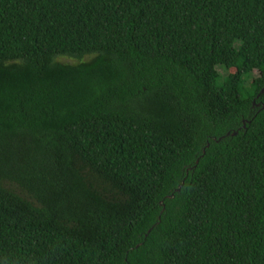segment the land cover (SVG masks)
<instances>
[{
	"label": "trees",
	"instance_id": "obj_1",
	"mask_svg": "<svg viewBox=\"0 0 264 264\" xmlns=\"http://www.w3.org/2000/svg\"><path fill=\"white\" fill-rule=\"evenodd\" d=\"M0 264H264V0H0Z\"/></svg>",
	"mask_w": 264,
	"mask_h": 264
},
{
	"label": "rangeland",
	"instance_id": "obj_2",
	"mask_svg": "<svg viewBox=\"0 0 264 264\" xmlns=\"http://www.w3.org/2000/svg\"><path fill=\"white\" fill-rule=\"evenodd\" d=\"M89 57L85 56L82 58V60H87ZM55 61L62 63V64H75L76 62H78V60L70 58V57H66V56H58L55 58ZM219 73H223V69L221 67L217 68ZM256 72L253 71L252 74H255Z\"/></svg>",
	"mask_w": 264,
	"mask_h": 264
},
{
	"label": "water",
	"instance_id": "obj_3",
	"mask_svg": "<svg viewBox=\"0 0 264 264\" xmlns=\"http://www.w3.org/2000/svg\"><path fill=\"white\" fill-rule=\"evenodd\" d=\"M262 91H263V89H261V91H260V92H262ZM242 126H243V124H242ZM234 134H235V132H232V133H231V135H234Z\"/></svg>",
	"mask_w": 264,
	"mask_h": 264
}]
</instances>
